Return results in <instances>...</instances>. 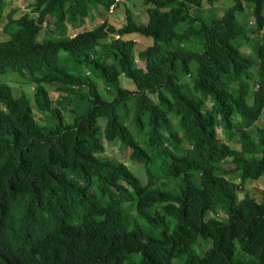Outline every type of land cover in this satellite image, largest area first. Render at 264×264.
I'll use <instances>...</instances> for the list:
<instances>
[{"label": "trees", "instance_id": "1", "mask_svg": "<svg viewBox=\"0 0 264 264\" xmlns=\"http://www.w3.org/2000/svg\"><path fill=\"white\" fill-rule=\"evenodd\" d=\"M220 1L142 0L146 24L124 7L123 24L74 32L115 0H34L14 21L0 43V264H264V200L244 188L264 177V0L217 18ZM131 36L152 41L143 67ZM117 143L145 184L105 155Z\"/></svg>", "mask_w": 264, "mask_h": 264}, {"label": "rangeland", "instance_id": "2", "mask_svg": "<svg viewBox=\"0 0 264 264\" xmlns=\"http://www.w3.org/2000/svg\"><path fill=\"white\" fill-rule=\"evenodd\" d=\"M34 0H8L7 5L3 12V17L0 20V42H3L7 40L10 36H12L17 28L14 24V21L17 20L19 17H21L23 14L27 13V6L30 5ZM117 7L111 8L109 12H101V11H93L91 13V17L86 19L84 22V25L80 27V29H77V31L74 32H82L84 30H90L95 28L98 25H101L104 21L114 25L118 26L124 23V7H128L131 9L133 15L136 17L137 22L146 24L148 17L145 12V6L142 3V0H119L117 3ZM232 2L229 0H221L220 2L215 4L214 12L216 14L217 18H220L221 15L224 13L226 9L232 6ZM244 10L243 12H239L236 14V18L239 24L250 28L248 24H253V19L251 15V7H249L247 4H244ZM207 6H205L204 11L207 10ZM11 14V16H10ZM132 37V36H131ZM132 39L135 41V48H134V55H135V62L139 67H143V62L138 59L137 55L140 51H144L146 46L151 45L152 41L151 39L144 38V37H138L133 36ZM257 46V41H255L254 36L251 37L249 47H244L242 50L245 55H255V49ZM63 55V54H62ZM6 85L10 87L11 93L13 96L17 97L19 95H25L28 99H30V104L32 105L31 100V87L23 84L20 82V78L18 75L13 74L5 79ZM119 81L121 84V87L128 91H134L135 86L133 83L126 79L123 75L119 77ZM96 86L100 92V94L105 98L109 99L110 97L105 92V89L103 88L102 81L96 79ZM184 82H189V77L184 78ZM48 90V88H46ZM51 94L53 97H56V93L54 94L53 90H51ZM209 106L207 105V108ZM37 112L34 111L33 108V114L35 118H40L41 114H36ZM125 115H122L127 118V122H125L126 127L130 131V133L133 135V137L139 141L137 130L139 129L136 124L133 122L135 113L133 112V108L131 106L128 107V110ZM143 122L145 124V128L143 129L144 132H147L149 130L148 126H146V115L143 117ZM258 126L259 128L264 127V110L263 113L259 119L258 122H256L255 126ZM105 155L109 157H115L117 159H120L121 161L124 160L126 166L128 169L143 183H146V176L145 171L142 166H139L137 164H132L131 161L128 158V151L125 149V146L121 144H114V145H107L105 148ZM237 182V181H235ZM175 181H166V182H160L158 186L164 185L165 188L174 187ZM245 190L253 196L255 199L264 200V177L261 178L258 182H247L244 185ZM112 199L117 202L118 198L111 194ZM239 198H242V195H239ZM222 216V215H221ZM202 247H205L206 244L199 242ZM153 260L155 264H161L158 257L154 256Z\"/></svg>", "mask_w": 264, "mask_h": 264}, {"label": "clouds", "instance_id": "3", "mask_svg": "<svg viewBox=\"0 0 264 264\" xmlns=\"http://www.w3.org/2000/svg\"><path fill=\"white\" fill-rule=\"evenodd\" d=\"M118 1H119V0H118ZM118 1H117V2H118ZM117 2L115 1V3H117ZM114 6H115V5H113L112 8H113ZM115 7H116V6H115ZM2 17H3V15H2ZM1 19H2V18H0V20H1ZM116 38H117V37H116ZM8 39H9V38H8ZM8 39H7V40H8ZM7 40H5V41H3V42H6ZM0 43H2V42H0ZM86 74L88 75L89 72H87ZM5 82H6V81H5ZM117 144H119V143H117ZM121 145H122V144H121ZM131 163H132V162H131ZM132 164H137V163H132ZM137 165L141 166L140 164H137ZM170 181H171V180H170ZM164 182H166V181H164ZM159 183H160V182H159ZM159 183H158V184H159ZM111 194L115 195L114 193H110V196H111ZM115 196H116V195H115ZM116 197H117V196H116ZM111 198H112V197H111ZM113 201H114V200H113ZM114 202H115V201H114Z\"/></svg>", "mask_w": 264, "mask_h": 264}, {"label": "built area", "instance_id": "4", "mask_svg": "<svg viewBox=\"0 0 264 264\" xmlns=\"http://www.w3.org/2000/svg\"><path fill=\"white\" fill-rule=\"evenodd\" d=\"M116 2L118 1V0H115Z\"/></svg>", "mask_w": 264, "mask_h": 264}]
</instances>
